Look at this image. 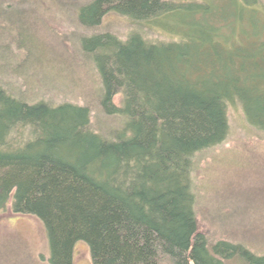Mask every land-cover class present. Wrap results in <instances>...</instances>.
<instances>
[{
    "label": "trees",
    "instance_id": "1",
    "mask_svg": "<svg viewBox=\"0 0 264 264\" xmlns=\"http://www.w3.org/2000/svg\"><path fill=\"white\" fill-rule=\"evenodd\" d=\"M109 11L174 36L80 40L99 111L121 124L105 136L89 105L0 85V210L41 222L50 264H73L79 241L92 264H264L199 230L193 192L194 157L226 139L228 106L264 132V0H89L76 17L96 27Z\"/></svg>",
    "mask_w": 264,
    "mask_h": 264
},
{
    "label": "rangeland",
    "instance_id": "2",
    "mask_svg": "<svg viewBox=\"0 0 264 264\" xmlns=\"http://www.w3.org/2000/svg\"><path fill=\"white\" fill-rule=\"evenodd\" d=\"M88 1L0 0V85L31 102L89 105L91 129L105 136L121 124L99 111V79L80 40L103 33L125 39L136 31L160 42L174 34L111 11L98 26H81L76 10ZM113 103L121 105L120 94ZM227 119L226 139L194 157L195 218L208 239L240 243L264 255V132L247 124L237 104L228 106ZM0 264H50L43 225L13 213L10 204L0 210ZM73 264H92L86 243L73 247Z\"/></svg>",
    "mask_w": 264,
    "mask_h": 264
}]
</instances>
